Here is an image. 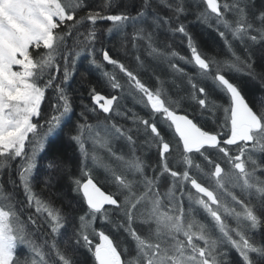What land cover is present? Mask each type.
<instances>
[{
	"label": "snow or ice",
	"instance_id": "obj_1",
	"mask_svg": "<svg viewBox=\"0 0 264 264\" xmlns=\"http://www.w3.org/2000/svg\"><path fill=\"white\" fill-rule=\"evenodd\" d=\"M190 4L198 9L203 5L197 19L217 31L231 59H209L201 52L186 23ZM113 6L114 0H103L99 7L89 0H0V176L7 169L12 188L7 191L0 182V264H80V249L91 254L94 264H232L229 248L238 253L239 264H264V246L247 235L264 220L248 199L233 191L238 188L248 196L254 191L264 209V106L253 110L227 76L229 70L254 75L250 48H264V7L256 8L254 0H155V5L143 0L133 15L126 6L111 11ZM160 6L171 14L158 11ZM101 21L110 22L108 33L121 34L125 41L130 36L137 52L144 41L148 56L186 77V94L172 99L159 76L153 89L103 44L97 48ZM149 21L152 31L143 26ZM162 28L187 38L190 58L155 46L154 34ZM236 41L249 53L246 58L237 54ZM81 57L119 95L89 90L93 107L84 105L82 122L77 120L70 136L80 153L81 177L72 181L79 200L75 206L69 202L65 211L37 192L33 179L39 157L72 119L68 89ZM173 59L192 65L195 74ZM135 60L143 66L139 54ZM108 65L113 71L105 70ZM209 79L226 104L212 98ZM125 95L149 110L147 118L132 109L121 111ZM185 103L210 113L219 130L190 118ZM97 109L104 119L90 122L86 112L98 115ZM116 116L131 126L116 122ZM160 124L167 125L171 138ZM117 141L124 142L127 153L117 151ZM145 148L156 149L158 159L151 166L137 155ZM99 150L115 163L106 162ZM89 159L105 170L110 189L96 180ZM47 168L55 173L60 164L52 159ZM165 179L168 185L161 191ZM52 180L48 175L44 186ZM16 189L22 190L23 200ZM200 210L210 223L197 219ZM98 222L122 230L131 247H122Z\"/></svg>",
	"mask_w": 264,
	"mask_h": 264
},
{
	"label": "trees",
	"instance_id": "obj_2",
	"mask_svg": "<svg viewBox=\"0 0 264 264\" xmlns=\"http://www.w3.org/2000/svg\"><path fill=\"white\" fill-rule=\"evenodd\" d=\"M153 4L155 5V0H152ZM256 8L264 7L263 1H254ZM89 4L99 7L103 4V0H89ZM143 2L141 0H114V6L111 9V11L116 10V5H119L121 7L126 6L129 11L133 15L136 14V12L140 9ZM203 8V5H201V9ZM201 9L196 8L194 5L190 4L189 6V12L186 17V23H188V31L192 35L194 42L198 45L201 52L209 59L215 58L219 61H222L224 59H231V54L228 53L223 40L218 35L217 31H213L212 28L202 24L197 19V12ZM158 11L162 12L164 15H170L171 13L168 12L167 9H164L163 7H159ZM149 12L151 13V9H149ZM199 22V23H198ZM149 23V22H148ZM108 24L106 21L98 22V41L96 44V47L99 48L101 44H103L105 47H107L110 51V54L114 58H118L120 56V60L122 62H125L127 66L132 68L134 71H137L140 75V78L143 82L148 84L150 87L155 89L158 87L157 83V76L160 77V79L164 82L163 87L167 90L168 95L172 99H176L179 96L185 95L186 91L188 89L187 83H184L181 80L168 78L167 75L170 76L169 72L165 69L164 64L166 62H163L159 59L154 58H147L143 59V70L137 68V64L133 63V59L128 55V51L125 50V48L122 47L119 43L120 40L118 38H114V34L116 33H108L107 29L109 28L107 26ZM154 44L156 47L165 50V51H172L175 50L179 52L181 55L190 58V55L188 56L184 51L183 48L186 47V45L178 46L177 44H170V47L168 46V41L171 39V37H177L181 41H186L187 38L183 37L180 34L171 35L169 31L165 34L163 32H160L159 35L154 34ZM114 38V39H113ZM117 39V40H115ZM159 39V40H157ZM229 39V38H228ZM231 40V39H229ZM160 44V45H159ZM239 46L236 47L239 49ZM121 49L123 52L124 50L127 51V53H117V51ZM121 52V51H118ZM237 54L241 55L242 58H246L249 53H246L242 49H239L237 51ZM87 55L86 53L84 54ZM127 55V56H126ZM250 55L252 63V71L255 74V81L248 79L246 76H240V78L235 76V71L229 70L227 71V76L233 82L234 84L238 85L241 89L242 95H244L246 102L249 104L250 107L253 108L255 111H260L262 106H264V48H262L260 45H254L250 48ZM100 58L99 56L97 57ZM127 58V59H126ZM131 59V60H130ZM173 62V61H172ZM177 64L184 68L186 72L190 74H195V69L192 65L186 64L183 61L178 62ZM107 71H113V68L111 65H108L106 67ZM118 73V69L115 70ZM167 73V75H166ZM119 77L121 79V82H124L126 78L123 77V74H119ZM179 78H182L180 75H177ZM186 79V77H184ZM166 81H172L173 83H168ZM206 84L209 88V91L213 93L212 98L216 101L217 104H226L227 98L224 96L222 92H220L218 89H215V85L212 83L211 79L206 81ZM177 86H180L179 88ZM95 87L97 91H99L102 95H119V93L115 90L110 89L106 86L104 78L101 75L100 71H97L93 66H91L88 62V59H85L81 57L77 62V71L74 74V77L70 81V87L68 89L69 95L72 97V103L74 112L72 115L71 121L66 124L63 128V131L59 134V137L55 140V142L48 147L47 151L45 153H42L39 157L40 164L38 169L34 173V179L33 184L35 187V190L37 192H41L43 197L46 199H51L57 207H64L65 211L69 210V202L72 203L73 206H75L76 202L79 200V198L76 196V194L72 191L73 189V178H80L81 172H80V153L78 150L77 145L75 142H73L70 139V136L74 134V128L77 120H81L82 118L79 116L81 111H84V105H88L89 108L93 107L91 97L89 95V90ZM215 89V91H213ZM51 95V93H49ZM121 104V111H127L128 109H132L133 111L137 112L141 116H145L147 118V112L149 110L145 109L141 104L137 103L136 100L132 98V96L125 95V98L120 101ZM45 113L48 112V105L47 103L44 105ZM184 108L187 110L190 118L195 117V121L198 124H202L206 129L208 130H216L218 131L217 124L213 123L214 117L211 116L210 113H201L198 109V106L196 107H189L187 103L184 104ZM97 113H99V109H97ZM86 115L89 116L90 122L95 123L96 120H103L104 115L102 113L94 114L90 112H86ZM128 115H131L129 112ZM223 117V113L221 111L220 118ZM116 121L118 123L125 124L126 126H131V121L125 120L122 117L117 116L115 117ZM160 128L162 131L166 134L168 138H171L170 131L168 132V128L165 127V125L160 124ZM89 149H91V145H88ZM117 151L120 149H124V152L127 153V148L123 147L122 144H119L116 146ZM105 159L106 162L115 163L111 160L109 155H107V152L101 153ZM137 155L143 156L146 163L151 166L152 163H156L158 156L153 154L152 149H142L140 152L137 153ZM261 160L264 161V155L260 154ZM263 158V159H262ZM55 159L58 164H60V170L53 173L51 170L47 168V163ZM18 161L13 162L12 165V178L16 179V173H15V167ZM175 163V162H174ZM88 165L90 168H93V174L97 181H99V184L103 187V189L108 190L110 189V186L106 183V172L103 168L94 167L92 165L91 160L89 159ZM148 174H151V167L148 168ZM48 175H53V180L50 186L45 187L44 182ZM261 178L264 179V175H261ZM9 179V172L7 169H5L2 176H0V182L4 183V186L7 191H12L11 186L8 184ZM86 179V177H84ZM168 185V180L165 179L162 181L161 191H165L166 189L164 186ZM114 190V189H111ZM16 196L18 199L23 200V192L21 189H16ZM250 201L257 203V209L260 210L259 216L262 220H264V209L260 207L261 201L257 198V194L253 191L252 195L249 197ZM185 206H187L185 202ZM200 212V211H199ZM202 216V215H201ZM26 218V217H25ZM205 218H199V220L203 221ZM204 222V221H203ZM210 223V221H208ZM98 228H103L106 232V234H109L111 238H113L117 243H120L123 247L124 245H127L131 247L130 241L126 238L125 234L122 230L117 231L112 225L110 224H104L100 225L99 222L97 223ZM142 232L147 231V229L142 228ZM250 235L249 237L251 240L260 245L264 246V223L261 224V226L257 229H250ZM98 242V239L97 241ZM24 250L22 248L18 249V253L20 255H23ZM253 259H256L257 254H251ZM80 264H94V260L90 253H88L85 249H80V254L77 257ZM228 259L232 261V264H239V256L238 253L234 249H229V256Z\"/></svg>",
	"mask_w": 264,
	"mask_h": 264
},
{
	"label": "rangeland",
	"instance_id": "obj_3",
	"mask_svg": "<svg viewBox=\"0 0 264 264\" xmlns=\"http://www.w3.org/2000/svg\"><path fill=\"white\" fill-rule=\"evenodd\" d=\"M142 2H143V0H141ZM254 1H258V0H254ZM259 1H263V3H264V0H259ZM162 7V6H161ZM106 23L109 25H107L108 27H110V22H107L106 21ZM199 23V22H198ZM148 31H152V27H151V25H150V21H149V23H146L145 25H143ZM212 30H213V28H212ZM214 31V30H213ZM128 32H129V34H131V32H132V29L131 28H129L128 29ZM160 32H163V33H167L168 31H167V29L166 28H162V29H160L159 31H157V32H155V34L156 35H159L160 34ZM215 32V31H214ZM170 33V32H169ZM171 34V33H170ZM172 35V34H171ZM114 36V38H118L119 40H120V42L119 43H123V44H121L122 45V47L123 48H125V50H127L128 51V55L133 59L132 61H133V63H135V64H137V62H136V60H135V56L137 55V54H139L141 57H142V59H149V58H152V57H150V56H148L147 55V49H146V44L144 43V41H140L139 43H140V48H139V52H137V51H135V50H133L132 49V46H131V43H130V36H129V41H125L123 38H122V36H121V34H118V33H116V34H114L113 35ZM155 36V35H154ZM113 38V39H114ZM228 38L229 39H232V37H231V35L229 34V36H228ZM115 40H117V39H115ZM157 40H159V39H157ZM160 41V40H159ZM172 43L173 44H177L178 46H180L181 47V45H186V47H184L183 48V51L189 56L190 55V51H189V49L187 48V42L186 41H181L180 39H178L177 37H171V39L168 41V46L170 47V44L172 45ZM160 45V44H159ZM237 45H240V43H239V41H236V42H234V47H235V49H236V51H239V49H242V46H239V49L236 47ZM124 50V52L121 50V49H119L118 51H121V52H118L117 51V53H122V54H124V53H127V51H125ZM243 50H244V48H243ZM127 56V55H126ZM119 59H120V56L118 57ZM127 59V58H126ZM131 60V59H130ZM177 61L178 62H182V61H180V60H178V59H173V63H176L177 64ZM167 65V66H166ZM164 66L165 67H168V64L167 63H165L164 64ZM137 68L138 69H141V70H143L144 68H143V66H140V65H138L137 64ZM234 71V70H233ZM169 72V74H170V76L169 75H167V73H166V75H167V77L168 78H173V79H177V80H181V82L183 81L184 83H186V79L184 78V77H182V78H179L177 75H180V74H178V73H173V71L172 70H170V71H168ZM254 73V72H253ZM252 77H255V74L254 75H251ZM166 82H168V81H166ZM168 83H173L172 81H169ZM259 112V111H258ZM163 125H165V127H167V125L166 124H163ZM168 128V127H167ZM170 130H168V132H169ZM170 133H171V131H170ZM171 135H172V133H171ZM101 153H105V151H103V150H99ZM152 151H153V154H155V155H157V153H156V149H152ZM107 155H108V153H107ZM174 155H175V153H174ZM263 159V158H262ZM173 163H174V161H173ZM153 164V163H152ZM225 167H227L226 165H225ZM164 188L166 189L167 188V186H164ZM233 191L236 193V194H238V195H241V196H243L245 199H248L249 201H250V196H248L247 194H244V193H241L240 192V189H233ZM186 202V204H187V201H185ZM256 208H257V203H254V202H252V201H250ZM237 207V209L238 210H240L239 209V206H236ZM259 212H260V210L259 209H257V215L259 216ZM202 215V216H201ZM199 218H205L203 221L204 222H207V223H209L208 221H210L209 220V218H207V216H206V214L205 213H203V211L202 210H200V212H198V214H197V219H199ZM202 221V222H203ZM228 222H229V224L231 225V226H233V227H235V223H234V221H232L231 220V218H229V220H228ZM250 230V229H249ZM247 235L249 236L250 235V231H248V233H247ZM229 249H231V248H229Z\"/></svg>",
	"mask_w": 264,
	"mask_h": 264
},
{
	"label": "bare ground",
	"instance_id": "obj_4",
	"mask_svg": "<svg viewBox=\"0 0 264 264\" xmlns=\"http://www.w3.org/2000/svg\"><path fill=\"white\" fill-rule=\"evenodd\" d=\"M167 66V65H166ZM165 69L167 70V72L168 71H170L171 69L169 68V66L168 67H165ZM246 76L248 79H250V80H253V81H255V79H256V77H252L251 75H248V74H246V73H244V72H237V71H235V76L237 77H239L240 78V76ZM103 114V113H102ZM104 115V114H103ZM147 116V115H146ZM116 118H117V116H116ZM116 120V119H115ZM116 122H118V121H116ZM119 144H122L123 145V147H125L124 146V142L123 141H117L116 142V145L115 146H117V145H119ZM89 147V146H88ZM117 148V147H116ZM264 155V154H263Z\"/></svg>",
	"mask_w": 264,
	"mask_h": 264
}]
</instances>
